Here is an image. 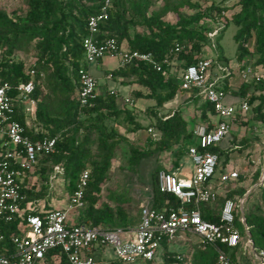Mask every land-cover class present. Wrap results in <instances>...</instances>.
<instances>
[{"label": "trees", "instance_id": "trees-1", "mask_svg": "<svg viewBox=\"0 0 264 264\" xmlns=\"http://www.w3.org/2000/svg\"><path fill=\"white\" fill-rule=\"evenodd\" d=\"M156 1L114 0L107 20L100 24V32L101 37L114 39L118 47L123 46L128 51L150 53L152 61L161 64V71H157L151 62L133 61L124 67L104 71V76L127 79L130 86L135 85L139 88L131 92L134 99L152 100L155 108H161L165 103L172 101L178 93L194 95L193 92L182 90L175 76L168 75L169 68L162 63L164 59L175 61L181 66V62L187 65L201 58L214 57L216 62L224 64L229 69V75L221 83V90L227 92L232 68L228 65L229 61L223 57L217 42L220 35L216 36L217 44L210 45L211 41L207 39L201 26L205 21L226 13L230 6H220L210 2L207 7L201 8L199 3H190L186 0L185 5L194 13L185 15L179 11L181 7L179 5L168 9L167 0H163L162 7L154 9ZM22 2L24 4L22 13L8 14L0 9V76L2 81L15 86L19 82L28 81L29 71L34 70L35 88L30 96L34 101L32 111L26 113L22 110L21 105L14 99L15 94L12 93L14 106L12 118L18 121L33 138L43 136L55 138L53 152L40 155L36 165L27 173L36 180L23 190L26 196L25 202L41 201L46 197L47 179L53 167L61 168L60 175L67 184L68 194L75 189L80 173L88 170L89 179L83 190L84 207L79 217L71 218L74 224H101L109 230L120 228L128 231L130 221L125 211L112 210L107 205L98 207L101 188L106 182L112 160L120 144L125 141L114 128H107L105 121L121 119L128 125L126 131L130 134L138 132L142 126L137 122L133 109L117 107L115 93L110 95L107 91L99 94L91 104L85 106H81L78 99V74L80 70H87L82 50V39L87 34L86 21L90 15L97 13L102 0H22ZM233 7L239 8V11L230 18L238 27L233 36L237 45L236 62L241 64L239 69L245 66L242 62L249 53L247 43L253 34L256 59L251 67L262 74L263 78L250 82L240 80L232 94L237 98L238 103L248 94V105L256 102L252 107L255 119L264 121V0H235ZM169 10L175 15L173 22L164 19ZM223 20L224 26L221 32L229 23L227 19L223 18ZM138 27L144 32L137 33L135 29ZM31 44L35 59L26 68L22 61L15 58V55L26 51ZM208 46L213 48L214 54L211 55ZM177 47L179 51L174 52ZM206 51L208 53H205ZM252 92H258V95L253 96ZM192 99L196 102L200 101L197 109L201 124L210 130L212 127L210 116L217 118L211 104L202 97L193 96ZM148 113L153 117V129H151L156 133V137L150 134L151 137L146 139L142 148L128 143L127 164L132 172L136 171L143 159L168 152L172 147L177 148L173 153L171 167L176 166L177 160L186 155L187 148L193 141L191 130L187 131V123L179 110H173L167 115L157 113L155 109H150ZM245 115L246 113L237 114L234 120ZM239 122L246 125L245 121L239 120ZM240 142L236 144L233 139L231 142L233 147L226 151L221 150L217 145L210 150L217 154L218 159L224 155L222 164L224 166L229 160L228 154L242 148ZM186 143L189 145L183 152ZM171 167L169 169L157 167L151 175V207L155 210L179 206V201L174 196L162 193L158 189V172L161 170L169 172ZM239 179L240 177L236 181ZM244 193L245 189L229 191L222 199L216 200H221L223 203L225 199L234 197L240 199ZM262 193L264 194V184ZM244 201L241 205V214L238 206L234 210L233 226L244 236H246V227L253 246L264 249V217L255 212H246ZM45 202H42L45 209L50 208L51 206ZM210 205L211 203H200L195 209L199 211L203 220L218 224V214L211 212ZM184 208L191 209L193 206L185 205ZM16 224L17 221L4 225L0 233L6 236L15 233ZM185 235L198 238L191 233ZM168 245L166 239L160 241L154 257L155 262L174 264L175 252L170 251ZM238 246L229 249L224 245H207L199 241L200 250L197 252L194 264H216L219 251L234 264ZM152 262L142 261L137 264Z\"/></svg>", "mask_w": 264, "mask_h": 264}, {"label": "built area", "instance_id": "built-area-1", "mask_svg": "<svg viewBox=\"0 0 264 264\" xmlns=\"http://www.w3.org/2000/svg\"><path fill=\"white\" fill-rule=\"evenodd\" d=\"M113 1L102 0L97 13L87 18V34L82 39L85 64L91 65L105 56H117V68L133 61H142L151 62L157 71H161V64L154 63L150 53L128 51L123 46L118 47L114 39L101 37L100 24L107 20ZM216 35L217 31L206 32L209 41ZM178 51V47L174 49V52ZM162 63L169 68L168 75L178 80L182 90L193 92L194 96L202 97L211 104L218 121L210 130L205 127L191 130L193 141L186 153L193 165L190 177L179 178L170 172H158L159 191L174 196L179 206L158 211L149 205H142L139 223L133 231L120 228L109 230L101 224L70 222V211L84 207L83 190L89 179L88 170L80 173L65 207L45 209L41 201L25 202L23 190L33 182V177L27 173L36 165L40 155L53 152L55 138H33L12 118V93L22 110L26 113L32 111L34 101L30 96L35 88L34 70L29 71L28 81L15 86L2 81L0 76V230L4 225L17 221L15 233L8 236L0 233V264H95L94 250L106 246L112 248L116 259L122 264L152 262L162 239L169 243L186 233L197 236L202 244H219L229 249L239 245L240 234L233 226V216L235 208L239 204L241 207L240 200L238 203L233 199L223 201L218 211V224L203 220L195 208L200 203L216 202L217 189L238 178L236 171L229 170L220 174L217 184L212 183L219 159L210 149L229 133L230 123L237 114L243 115L249 111L248 94L236 107L224 103L225 95L232 93L221 90V83L229 75V69L216 62L214 57L201 58L187 65L181 62L180 71L175 69V61L164 59ZM239 75L245 82L263 78L249 65L239 69ZM78 83L80 105L91 104L99 95L96 79L87 70H80ZM108 93L113 95L114 91L109 90ZM124 103L129 108L134 105L129 98H125ZM147 131L156 137L151 128ZM53 172L61 174L62 170L55 166ZM185 205H192L193 208L186 209ZM245 234V243L253 255L252 264H264V249L253 246L246 227ZM173 259L174 264H190L184 253H175ZM216 264L232 263L219 251Z\"/></svg>", "mask_w": 264, "mask_h": 264}, {"label": "rangeland", "instance_id": "rangeland-1", "mask_svg": "<svg viewBox=\"0 0 264 264\" xmlns=\"http://www.w3.org/2000/svg\"><path fill=\"white\" fill-rule=\"evenodd\" d=\"M166 7L169 9L171 6H181L179 11L185 15H192L193 10H190L185 5L186 0H167ZM190 3L197 2L201 8H205L209 5L210 2H213L216 5L220 6H230L229 10L226 13H222L219 17H215L210 21H205L202 23L201 28L206 32L217 31V35H220L219 40H216V36L211 40L210 45L217 44L218 42L223 57L227 59L228 65L232 68L231 79H230V91H234L237 88L240 80L238 79L239 67L241 64L236 62V42L233 39V36L238 30V27L231 21V15L239 11L238 7H233L235 0H187ZM164 5L163 0H157L153 6L154 9H158ZM0 9L4 10L8 14L12 12L22 13L24 10V4L22 0H0ZM223 18L229 21L228 26L223 32H221L224 24ZM164 19L170 22L175 20V15L172 10H169L164 16ZM137 33H143L142 28H136ZM210 49L209 52L214 54L213 48L208 46ZM247 49L249 53L244 57L243 65L251 66L254 63L256 56L254 54V36L251 35L247 43ZM205 53H208L206 51ZM214 56V55H213ZM15 58L22 61L25 64V67L28 68L35 59V52L33 50V44L29 46L26 51H21L16 53ZM119 57L117 56H105L102 58V62L99 61L91 64V67H97V71H92V76L95 77L97 82V87L99 92H104L106 89L114 90L116 94V104L118 108L127 109V105L124 103L125 98L135 100L134 104V113L136 114L137 122L142 126V129L134 134H130L126 131L128 125L125 124L121 119L117 121L106 120L105 124L107 128H114L123 138L124 142L120 144L118 151L115 153L114 159L112 160L110 169L107 173L106 182L103 184L100 193V199L98 202V207L102 205L109 206L112 210L122 209L127 213V216L130 221L128 226V231H133L140 219V207L142 205L151 206L152 202V188H151V175L157 167L162 169H168L171 166L173 153L177 147H172L170 151L154 155L147 159H143L135 172H132L128 168L127 158L129 152V144H135L138 147L142 148L145 145L146 139L150 136V133L147 131L149 128L153 129V117L149 112L150 109H155L157 113L166 115L167 109L179 110L183 119L187 123V131H190V128H195L200 122V114L197 107L200 105V101L197 102L192 99L193 96L186 93H178L175 102L170 103V108H155L154 102L152 100L138 98L134 99L132 93H129L130 86L128 85V80L120 78H110V81H105V79L100 76L101 69H116L118 67ZM180 65L177 63L175 69L178 71ZM174 69V70H175ZM215 70V69H214ZM216 71V70H215ZM179 73V72H177ZM44 93L46 90L43 91ZM251 95L256 96L258 92H252ZM238 101L234 106L236 107ZM251 109L246 113L245 116H240L238 120H234V123L231 124L229 133L222 139L217 146L226 151L228 148L233 147L232 140L239 144L241 137H244L245 140L250 142L246 144L240 142L241 149L233 150L228 154L231 162L234 163L237 161L238 167L241 168L242 163L246 162V170L253 167L254 164L250 161L258 158L261 162L258 165V169L255 172H252L251 175H248L246 170H238L240 179L233 183L230 181L227 183L226 187H223L222 196H224L226 191H234L238 189H245L244 196L240 199L234 197L233 200L235 203L241 201L244 209L247 212H255L264 217V194L262 193V187L264 184V143L259 144V142H264V121H259L255 119V116L252 112V107L256 105V102L249 104ZM173 107V108H172ZM169 111V110H168ZM172 111V110H170ZM241 121H245V124H241ZM261 135V136H260ZM244 140V141H245ZM258 142V143H256ZM189 143H186L183 152H185L186 147ZM224 161V155L219 159L218 166L216 167L214 176H220L222 172V164ZM236 164V165H237ZM61 169V168H60ZM249 173V171H248ZM36 178L33 177V181ZM233 183V184H231ZM239 183L242 184L241 187H237ZM48 190L46 192V197L41 200V202L46 201L48 205L55 206L60 208L66 203V198L68 192L66 189V182L62 179L60 174H54L53 170L49 173L47 179ZM236 186V187H235ZM219 201L216 200L212 204L214 209L218 208ZM238 210L241 214L240 204ZM82 214V209H73L70 211V215L73 218H77ZM242 221V218H241ZM119 227V226H118ZM246 236L240 234V242L238 248H236V253H238L241 262L236 264H252L253 255L251 248L246 245ZM199 239L191 235H181L172 239L168 245L169 250L175 253L182 252L187 257L190 264H194L196 260L197 252L200 250L198 248ZM95 264H120L113 253L112 248L106 246L103 248L95 249L94 252ZM151 264H162L158 262H152Z\"/></svg>", "mask_w": 264, "mask_h": 264}, {"label": "crops", "instance_id": "crops-1", "mask_svg": "<svg viewBox=\"0 0 264 264\" xmlns=\"http://www.w3.org/2000/svg\"><path fill=\"white\" fill-rule=\"evenodd\" d=\"M102 62V59L99 61V67H100V63ZM87 71L92 75V71H97V67H95V66H93V67H91V65H88L87 66ZM100 76H102L104 79H105V81H110V78H108L109 77V75H107V76H104V71H108V69L106 70V69H101L100 68ZM94 77V76H93ZM95 78V77H94ZM121 79V78H120ZM238 79L239 80H241V77H240V75H238ZM127 80V79H126ZM129 85V84H128ZM130 86V85H129ZM139 88L138 87H136L135 85H131L130 86V90H129V93L130 92H132L133 90H138ZM109 90H112V89H106V91H104V92H99V94H103V93H105V92H107V91H109ZM114 91V90H113ZM188 92V91H187ZM233 93V92H232ZM226 94L225 95V97H224V103L225 104H230V105H233L234 106V104H236L237 103V98L236 97H234L233 96V94ZM188 94V93H187ZM194 96V95H193ZM196 97V96H195ZM176 98H177V95L174 97V99L172 100V101H170V102H167V103H165L161 108H170V103L171 102H175V100H176ZM133 102H134V104H135V100H133ZM238 105V104H237ZM134 108V105H133V107H131V109H133ZM173 108V107H172ZM134 110V109H133ZM169 110V111H168ZM170 110H172L173 111V109H167V112H172V111H170ZM135 111V110H134ZM168 113V114H169ZM167 115V114H166ZM210 124H211V126L212 125H214L216 122H217V118L215 117V116H210ZM232 123H234V119L231 121V123H230V126H231V124ZM197 127H205L203 124H201V121L199 122V124L197 125ZM197 127H195V128H197ZM193 128H190V130H192ZM261 136V135H260ZM240 141L242 140H245L244 139V137H241V139H239ZM246 142H244V143H246V144H250V142H248L247 140H245ZM256 143H258V142H256ZM264 142H259V144L261 145V144H263ZM237 144V143H236ZM263 153H264V151H263ZM221 159V158H220ZM228 161H227V163L224 165V166H222V172L221 173H224V172H227V171H229V170H233V171H236L237 173H238V170H240V171H244L245 172V170H246V162H244V163H242V165H241V168H237L238 167V164H237V161L236 162H234V163H232L231 162V160H230V158L228 157ZM178 162H177V165L176 166H173V167H171V170L169 171L170 173H172V174H174L175 176H177V177H179V178H188V177H190L191 176V174H192V172H193V165H192V163L190 162V160H189V158L187 157V155H183L182 157H180L179 158V160H177ZM251 163H253L254 164V166L253 167H251V168H249L250 170H246V172H247V174L248 175H251L252 174V172H255L257 169H258V165H259V163L261 162L258 158H256V159H254L253 161H250ZM237 164V165H236ZM169 167V168H170ZM168 168V169H169ZM248 171H249V173H248ZM238 177H239V174H238ZM217 180H218V176H214L213 177V179H212V183L213 184H217ZM235 182H237L236 180H234L233 181V183H235ZM233 183H231V184H233ZM242 184H244V183H239L238 185H237V187H241L242 186ZM227 186V184L225 185V186H223V187H226ZM223 187H221V188H218L217 189V199H222V191H223ZM236 187V186H235ZM229 191H226L225 192V194L226 193H228ZM224 194V195H225ZM69 195V194H68ZM68 197V196H67ZM219 201V200H218ZM221 201V200H220ZM219 201V204H218V208L217 209H214L213 207H212V204L213 203H211V207H210V209H211V212L213 213V214H218V211H219V209H220V207H221V204H222V201L220 202ZM66 203H67V198H66ZM66 203L64 204V205H62L60 208H62V207H65L66 206ZM51 206V205H50ZM51 207H55V206H51ZM72 218V216L69 214V220H70V222L72 223V224H74V222H73V219H71ZM168 244H170V242L168 243ZM93 257H94V254H93ZM235 258H236V261L235 262H237V263H240L241 262V258H239V255H238V253H236L235 254ZM234 262V264H236Z\"/></svg>", "mask_w": 264, "mask_h": 264}]
</instances>
